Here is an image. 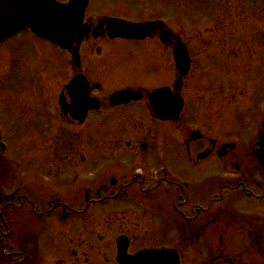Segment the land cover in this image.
I'll return each mask as SVG.
<instances>
[{"label": "rangeland", "instance_id": "1", "mask_svg": "<svg viewBox=\"0 0 264 264\" xmlns=\"http://www.w3.org/2000/svg\"><path fill=\"white\" fill-rule=\"evenodd\" d=\"M144 1L146 3V0ZM116 2L117 0H93L89 12L96 16L101 15L102 12L113 10ZM122 4L119 6L120 9L115 8V11L125 14L126 17L145 18L146 15H142V12H149L150 10L149 5L142 7V4H138L137 13L134 12L135 15L130 13L129 10H135L133 4L130 2ZM112 5L114 6L112 7ZM152 8L155 13H159L161 9L168 12L166 19L170 23V28L183 36L192 55V69L185 76L181 83L182 87L179 89L182 90L181 93L185 99V108L181 120L183 123L182 128L178 129L172 122L150 120V113L145 106H141V109L137 112L141 117L134 118L132 121H117L118 119L113 121L112 118L104 120L103 115L100 113L91 114L87 122L89 133L84 134L85 139L87 138L85 146L88 144V152L91 158L89 161L92 166L89 171L90 178L93 180L90 182L91 185L98 183L99 179L103 177L101 175L102 171H99L96 167L99 161L93 159L92 156V154L101 151V148H110L113 143L121 140L123 142L122 146H125L126 139L124 138H127L135 141L140 148H144L145 144H148L154 155L159 154L161 156V152L167 149L164 143L167 136H170V139L174 141L179 131L197 129L199 124L209 125L213 121H216L214 122L215 127L212 128L213 132H216L219 136L237 138L239 148L233 153L236 154L237 152V155L241 157V162H246L245 164L254 163V160L247 158L248 154L246 153L255 133L252 132V129L248 131L247 126L255 127L257 125L258 127L264 110V0H168L167 3H159ZM213 14H216V20L210 17ZM14 40L19 41L20 39L16 38ZM24 40L28 42L31 49L32 55L30 56H24L25 53H19L13 49L15 47L14 43L8 46L0 45V105L6 102L7 99L9 103L7 114L3 113L5 112V105L0 112L1 119L5 121L0 122V127L6 138L5 142L9 145V154L11 155L9 159L11 163L6 164L4 167L0 165V178L5 179L2 185L0 184L4 194L16 193L15 190L19 189L18 180L22 171L19 164L28 160L24 159V156L28 154L32 156L31 160L26 161L28 165L24 166L25 169H37L38 163L42 162L36 159L38 156H34L37 148H41V152L44 153L45 149L49 150L56 146L54 138L57 139L64 133L66 136H70L72 131L80 130V128H70L67 124H61L58 121L54 122L55 125L52 128H46L43 122L52 125L53 121L58 119L57 114L40 110L45 105L48 106L46 101L41 104L35 102V100H46L48 98L52 101L55 96H60L64 86L66 87L77 70L71 64L69 54L61 52L49 42L39 41L30 33L24 37ZM118 41L120 40L94 39L89 40L83 47V56L88 64L87 73L89 78L95 84H98L96 82L101 84L100 90L92 89L94 93L95 91H101L99 94H105L108 90L111 92L126 83H140L150 87L151 83L155 82H151V80L156 79L157 84L162 83V81L167 82V79L170 81V85L174 83L177 78V69L172 53V45L166 50L168 46L159 47L156 45L157 42L154 44L150 40L134 42L129 43L128 52H125ZM30 42L33 43L32 45L35 48L40 49L36 50L30 45ZM48 52L52 56V60L47 57ZM5 60L7 62L6 66L9 61V73L5 69ZM36 67L44 71L41 88L38 80L35 83L31 81V79L40 76L35 69ZM158 70H166L168 72L167 76H158L156 74ZM21 78H24L26 84V91L23 93L15 89L20 85ZM47 86L48 89L45 90ZM13 94L16 96H13ZM17 98L20 100L19 104L23 101L29 102L30 105L25 106V114L17 112L16 115H19L15 119L16 116L12 114L17 105H12L9 99ZM130 118H132V115H130ZM103 134L108 135L104 142L101 139ZM110 136H112V140H110ZM83 145L84 143L81 141L80 146ZM75 146H77L76 143ZM147 152L151 151L148 150ZM162 157L156 156L154 161L162 163ZM222 162L225 161L220 162L221 166ZM218 170V173H220L221 170ZM231 173H234V176L230 174L232 178L241 177V174L234 170ZM221 174L223 175L222 172ZM110 175H113V173ZM230 197L231 194L228 198ZM38 204L43 207L41 206L43 203L38 202ZM237 207H240L239 203ZM100 210H103V207L96 205L90 207V217H93V219H90L89 247L82 242L81 230H74V233L69 232L67 229L68 223H62L56 231L49 235L45 233V236L42 232V240H40L44 243L42 245L44 254H37V260L32 263L69 264V261H71V264H82V261L87 260L89 257L91 260H98L96 258L98 252H100L99 256L101 258L99 259L101 260L105 252L108 253L106 257H111L112 243L116 236L113 234L114 223L111 219H106L102 224L100 223L103 222L102 219L99 217L94 218L93 215ZM25 211L26 216L24 215V217H22L23 210L20 211L18 207L12 206L10 209L8 208V211H5L8 214V221L13 224L11 226L13 231L5 237V243L8 246H18L21 238L25 236V240L29 238L33 246L36 243L40 226L32 214L34 208L27 204ZM229 220L235 222L232 224L233 226L243 228L242 215L237 214L235 211L233 214L228 212L218 217V222ZM151 221L154 227H159V229L151 231L153 242L172 243L174 245L183 239L189 240L187 243L190 244L186 245L183 254L185 264H195L194 259H197V257L208 258L209 252L200 253L199 251L197 253V237H195L192 229L187 230L186 226V232L188 233L185 237L181 235L179 224L182 223V220L175 215L166 213L160 217H153ZM137 223L138 225H136ZM122 226L128 228L142 227L138 233L141 239L147 238L145 228H149V230L151 228L147 217L123 218ZM230 231L231 228L224 233L226 241H230L228 233L231 239L234 240L233 242H241L240 240L244 238ZM108 232H112L113 235H108ZM221 233L218 231L210 235V239L217 238ZM103 234H106V237ZM191 235L194 236L191 237ZM101 236H103V240L100 239ZM44 237H46V240H44ZM139 238L138 240H140ZM0 245L2 246V242ZM76 245L80 246L79 249L81 250L83 248V250L81 256L75 258L77 254L74 255V260L72 255L69 254V247L73 246L74 248ZM18 250H21V248L19 247ZM228 253L234 255L236 251ZM11 254H13V258H10V260H17L15 251ZM235 256L242 258L241 253ZM256 257L258 259L260 257L257 252ZM17 258H20L19 253ZM25 263H28V261H25ZM25 263L22 262V264ZM0 264L3 263L0 262ZM4 264L6 263L4 262Z\"/></svg>", "mask_w": 264, "mask_h": 264}, {"label": "flooded vegetation", "instance_id": "2", "mask_svg": "<svg viewBox=\"0 0 264 264\" xmlns=\"http://www.w3.org/2000/svg\"><path fill=\"white\" fill-rule=\"evenodd\" d=\"M62 1L65 2L68 0ZM127 2L134 5L133 8L135 10L129 9L130 13H137L138 4H142V7L149 5L150 10L149 12H142V15H146V17L141 19H139L140 17L137 19L126 17L124 16L125 14L115 11L116 9H120V4ZM164 2H168V0H146V3L144 0H117L114 4L116 9L114 8L111 11L102 12L101 15L96 16L95 14H90L88 9L86 20L91 28H94L96 25L99 26L100 24L98 22L103 17H118L136 22L148 20H162L163 22H167V20L163 18H155L158 16H168L167 11L164 12V10L161 9L159 13H155L152 8ZM92 4L93 0H91L90 7ZM114 5H112V7ZM165 25L168 26V23H165L162 29L167 28ZM101 27L103 29V34L97 39L106 40L107 38L110 40H120L118 43H120V47L125 49V52H128L129 43L134 42L150 40L151 43L154 44L157 42L158 44L156 45L159 47L168 46L166 50H168L171 45L172 48L175 45V37H171V39L169 37L167 39L168 42L163 44L158 34L160 30L156 29L153 30L154 34H152L150 38L144 40H129L111 38L107 32V22H104ZM16 38L20 40H14ZM94 39L96 38L89 36L85 44H87L89 40ZM13 43L15 44L13 49L17 52L25 53L24 56L32 55L31 49L29 46H26L28 42L22 39L21 36L16 35L0 45L8 46ZM32 44L33 43L30 42V45ZM85 44L81 46V66L74 72V75L78 72H83L89 79V75L86 71L88 64L83 56V47ZM33 47L35 48V46ZM35 49L38 50L40 48L36 47ZM47 57L49 60H52V56L49 52ZM6 63L5 60V66ZM5 69L8 73L10 72L9 61ZM35 69L40 76L31 79V81L35 83V81L38 80L41 88V83L43 82L42 74L44 71H41L39 67ZM156 74L160 77H166L168 72L166 70H158ZM154 79H156V77H154ZM20 81V85L15 89L23 93L26 91V84L24 78H21ZM151 82L153 83H151L152 85H150V87H146L140 83H126L122 86L141 88L143 90V97L139 100L113 104L109 98L112 91L109 92L108 90L105 94H100V96H98L100 98L99 108L90 110L87 118L83 121L73 118L71 112L63 111L58 103L57 96L54 97V100L52 99L54 103H52L49 98L46 100H35L37 104H41L43 101H46L48 104H53L56 108V116L58 118L55 121L59 120L61 124H67L70 128H80V130L72 131L70 136H66L65 133L61 134L57 139H54V144L56 146L49 150L45 149L44 153L41 152V148H37L34 156H38L36 159L42 161L38 163L37 169H25L24 167L28 165L26 161L31 160L30 158L32 156L30 154L24 156V159L28 160L19 164V168H22L18 180L19 189H17L16 193L13 194V197L10 199L13 202L18 199L17 206L20 211L23 210L22 217H24V215L26 216L25 209L27 204L33 207L34 211L32 214L40 226L39 235L36 238L34 246L29 238L25 240L26 236L21 238V250H19V253L23 255V259L20 261V264H22V262L25 263V261H28V263L25 264H33L32 262L37 260V254H44V249L42 247L44 243L41 241L42 234L46 233L49 235L53 231H56L62 223L65 224L63 221L68 223L67 229L69 232L74 233V230H81L80 233L83 235L82 242L89 247V226L90 219H93V217H90L91 205L103 207V210L98 211L97 214L93 216L94 218L99 217L102 219L103 222H100L102 224L106 219H111L114 223L113 234L116 236L112 243L113 249L110 253L111 257H106L108 253L105 252L101 260L99 259L101 258L99 256L100 252H98V257H96L98 260H91L89 257L87 260L82 261V264H120L117 259V238L124 234L129 236V252L132 254L149 248L175 247L179 251L181 264H185L182 251L185 250L187 244H190L186 243L185 239L179 241V243L177 242L176 245L172 243L153 242L151 231L159 229V227H154L151 219L153 217H160L166 213L175 215L182 220V223L179 225L181 228L180 233H182L181 235L183 237L188 233L186 232L188 229L193 230L195 237H197V253L199 251L200 253L209 252L208 258L197 257V259H194L195 264H264V170L258 163L245 164L246 162H241V157L237 155V152L236 154L233 153V151L239 148V141L237 142V139L219 136L216 132H213L212 128L215 127L214 122L216 121H213V123L209 125L199 124V128L197 129L201 130V132H199L200 135L195 140L188 139L189 130L179 131L174 141L170 139V136H167L164 142L167 149L161 152V156H163L162 163H156L154 161L156 156H161L159 154L154 155V152H152L148 144H145L144 148H140L135 141H131L127 138H124L126 139L125 146H122L123 142L120 139V142L113 143L110 148H101V151L97 154H92V156L93 159L99 161L96 167H98L97 169L99 171H102L101 175H103V177L99 179L98 183L91 185L90 182L93 181L90 178L89 172L90 167H92L89 162L91 158L88 152V144L85 146L87 138L85 139L84 137V134L89 133L87 122L89 121L90 115L93 113H100L103 115L104 120L112 118L113 121H115V119H118L117 121H132L134 118L141 117L137 112L141 109V106H145L150 113V120L159 122L160 120L156 118L151 110L149 99L150 90L169 85L170 81L167 79V82L162 81V83L157 84L156 79L151 80ZM47 89L48 86L45 90ZM13 96L16 95L13 94ZM5 101L6 102L0 105V112L5 105L6 113H3L7 114L9 111V103L7 102L8 99ZM9 101L12 105H17L13 109L14 111L12 114L16 116L15 119L18 118L19 115H16L17 112L25 114V106L30 105L29 102L23 101L19 104L20 100H18V98L9 99ZM70 102L71 100L68 99V103ZM48 109L49 107L45 105L44 108L40 110L48 111ZM129 114L132 115V118H130ZM181 120L182 116L178 121L167 120L160 122H172L174 126L181 129L183 125ZM0 122H5L4 119H1V116ZM51 126L53 127V125L50 124L48 128H51ZM253 132H256L257 138L259 135H264V114L260 123H258V127H256ZM107 136V134H103V137L101 136L103 142ZM5 139L2 128L0 127V165L3 167L5 163H9L11 157L9 154V145L6 144ZM110 140H112V136H110ZM81 141L84 143L83 146H80ZM230 142H234V147H226ZM75 143L77 146L74 147ZM255 148L256 143H254L253 146L250 145L246 153L248 157L253 156L252 151H254ZM148 150L151 152H147ZM204 153H207V155L205 157H200ZM254 160H256V158H254ZM221 161H225L224 163L222 162V166L220 163ZM218 169L221 170L223 175L221 172L218 173ZM233 170L240 173L241 177L237 179L230 177V174L234 176V173H231ZM112 173L113 175H110ZM4 180L3 177L0 178V183ZM0 190V196L2 197V201L0 202V207L2 208L0 216L4 217V208H7L10 202L9 199H6L1 187ZM229 194H231L230 198H228ZM38 202L43 203V205L41 204L43 207H40ZM238 203L240 207H237ZM234 211L242 215L244 222L242 223L243 228L233 226L232 224L235 222L232 220L234 219L231 221L218 222L219 216H223V214L228 212L233 214ZM142 217H147L151 224L150 230L149 228H145L147 231V238L144 237V239L139 238L138 235L142 227L135 226L134 228H128L122 226L123 218L137 219ZM4 223H6L5 220ZM4 223L0 222L1 231H3ZM136 225H138V223ZM230 228L232 232L244 237L243 239L240 238L241 240L239 239L241 242H233L234 240L231 239L229 233L227 235L230 241L225 240L224 233ZM218 231L222 233L218 235L217 238L210 239V235ZM109 234H112V232H108V235ZM103 235L106 237V234ZM192 236L194 235H191V237ZM138 238L140 240H138ZM100 239L103 240V236H101ZM44 240H46V237H44ZM72 240L74 241L73 236ZM52 246L54 247L55 245L53 244ZM73 246L69 247V254H71L72 259L75 260L79 255L81 256L83 248L81 250L79 249L80 246L76 245L77 248L74 247V249ZM32 249L35 251L33 252ZM230 251H236V254L233 255L232 253L229 255L228 252ZM256 252L260 256L259 259L256 257ZM239 253H241L242 258L235 256ZM75 254H77V256L73 258ZM69 264H71V261H69Z\"/></svg>", "mask_w": 264, "mask_h": 264}, {"label": "water", "instance_id": "3", "mask_svg": "<svg viewBox=\"0 0 264 264\" xmlns=\"http://www.w3.org/2000/svg\"><path fill=\"white\" fill-rule=\"evenodd\" d=\"M89 0H69L66 3L57 0H0V42L14 34L31 29L62 48L72 50L73 59L79 63L78 45L90 31L84 24L85 9ZM115 35L131 38H144L151 33L153 23H132L125 20L111 19L109 22ZM158 26V25H157ZM102 30L95 29L94 34L100 35ZM172 32H168L170 34ZM177 65L182 75L188 73L190 58L186 46L179 43L175 47ZM68 91L73 99V115L84 117L88 109L97 107V99L90 98L86 79L80 75L68 85ZM131 97H138L131 89H125L112 96L113 102L128 101ZM64 102V99L61 100ZM152 106L158 117L162 119H177L183 107V99L174 94L169 88L155 90L151 95ZM80 109L82 111H80ZM80 111V112H79ZM77 113V114H76ZM197 130L191 138H197ZM260 148L255 152L264 167V137L258 142ZM118 260L121 264H180L179 255L175 249H149L134 255L128 254L129 239L121 236L118 239Z\"/></svg>", "mask_w": 264, "mask_h": 264}]
</instances>
